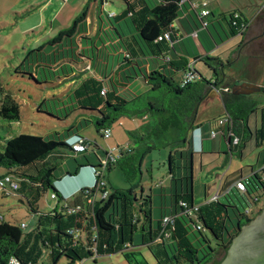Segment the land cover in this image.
<instances>
[{
  "label": "trees",
  "instance_id": "16d2710c",
  "mask_svg": "<svg viewBox=\"0 0 264 264\" xmlns=\"http://www.w3.org/2000/svg\"><path fill=\"white\" fill-rule=\"evenodd\" d=\"M120 1L126 7L124 12L119 16L107 15L106 21L100 16L94 37H89L86 30L87 11L84 10L70 27L31 50L15 70L16 74L42 86L50 84L51 73L60 80L69 78L74 73L73 65L86 59L101 75L93 71L66 98L55 100L54 107L49 105L46 109V101L39 105L38 112L58 121L73 115L78 118L63 132L51 137L22 134L5 141L0 151V168L6 173L0 175V180L10 176L18 188H5L4 193L18 195L21 201L25 199L36 224L27 234L23 224L7 223L0 216V264H10L13 260L20 264H46L45 257L50 264H62L63 260L66 264H79L95 256L117 254H123L133 264L132 260L139 254L134 250L137 234L159 264H220L241 229L262 212L264 184L258 175L244 180L246 191L236 189L225 202L214 199L197 206L194 201L193 152L188 146L190 131L205 125L198 123L200 105L210 99L214 90L219 92L225 117L231 122L229 140L234 148H239L246 130L243 96L234 95L231 87L235 85L227 86V80L222 79L223 71L221 75L217 72V68L229 66L234 70V63L196 56L190 62L196 65L203 61L213 70L216 79L205 80L195 67L199 80L181 86L183 75L180 80L178 75L184 74L190 62L174 61L169 54L177 38L174 25L186 2ZM205 18L200 17L201 25L208 31ZM218 21L226 28L221 42L244 36L250 27L249 20L237 12L220 15ZM166 34L169 39L163 37ZM113 58L114 66L110 69ZM151 61L162 63V69L148 71ZM234 71L248 78L245 70ZM139 79L150 90L137 95L131 86ZM235 107L240 115L235 114ZM20 113L19 103L0 87V119L19 121ZM123 117L147 123L141 133L130 132L138 147L123 148L107 170L120 166L128 176L142 178L144 157L153 151L168 149L166 164L171 186L159 189L156 204L154 190L144 197L143 189L140 198L133 188H112L110 192L106 184H100L102 177L99 176L92 187L64 197L55 187L61 177L75 176L80 169L102 168L101 160L95 164L89 157L93 152L99 159L100 147L96 140L89 138L90 149L74 155L69 142L85 137L83 131L89 127H94L103 137V131L111 129ZM216 120L208 121L211 127L216 122L218 125ZM224 126L218 125L214 130L219 133ZM235 138L239 139L236 146L233 145ZM69 153L74 156L75 170L58 174L61 162L72 158ZM108 154L104 152L105 157ZM78 155H82V160H77ZM49 190L56 196L57 206L49 213H41L39 200ZM105 193H108L106 198ZM131 250L134 251L126 253ZM136 264L140 263L136 261Z\"/></svg>",
  "mask_w": 264,
  "mask_h": 264
},
{
  "label": "rangeland",
  "instance_id": "374dc122",
  "mask_svg": "<svg viewBox=\"0 0 264 264\" xmlns=\"http://www.w3.org/2000/svg\"><path fill=\"white\" fill-rule=\"evenodd\" d=\"M236 9H240L244 15L252 20L264 7L260 0H231ZM125 9L124 3L120 0H0V87L12 95V97L21 106L19 121H5L0 119V151L3 150L5 141L15 138L19 135H33L51 137L56 132H63L67 127L74 124L78 118L73 115L64 121H58L49 117L44 113L38 112V107L42 102L49 109V105L54 107V101L64 99L70 91L77 85L78 79L69 81L68 79L54 78V74L48 77L47 85H36L32 83L28 77L16 74L18 68L26 55L33 49L44 45L50 39L57 36L61 31L70 27L73 21L83 11H87L86 30L89 32V37H94L99 27V12L100 16L106 21L107 15L114 14L119 16ZM253 33L255 36H260L261 39L251 45L250 48L243 52L242 58L255 56L256 59H248L247 63L238 64L236 56H232L234 70H245L252 73L262 69L264 72V8L253 21ZM263 32V33H262ZM262 33V34H261ZM243 38H237L233 41H226L224 44L218 43V46L211 52L210 59H219L223 57L228 60L229 55L225 54L232 45L241 43ZM84 42H82L83 44ZM221 55V56H220ZM241 59L240 61H243ZM115 58L110 60L109 67L114 66ZM193 61V58L191 59ZM206 62H209L206 60ZM226 63V62H225ZM211 65V64H210ZM242 65V66H241ZM196 70L207 81L213 80L215 74L213 70L206 66L201 61L196 63ZM213 67V66H212ZM79 79L84 73V67L73 65ZM93 71L97 72L95 66ZM226 71L224 68H217V72ZM98 75H101L97 72ZM221 77V76H220ZM251 77V76H250ZM62 78V77H61ZM199 80V77H198ZM143 85V82H136L132 88L137 89ZM258 96L264 100V93H258ZM41 106V105H40ZM218 108L215 106L210 109L209 115L215 114ZM134 121L123 117L111 127L112 135L110 139H104L96 132L94 127H89L83 131V134L89 135L97 141L100 152V160L105 159L104 152L111 153L114 148H132L138 147L134 143L135 139L130 135L133 132ZM147 122H142L146 125ZM102 149V150H101ZM104 151V152H103ZM68 152V151H67ZM71 155V153H69ZM118 155V150L115 152ZM72 156V155H71ZM89 157L98 164L93 152H90ZM169 157V150L153 151L151 154L144 157L142 160V178L139 176H128L120 167L115 166L111 171L104 172L105 184L108 191L112 188L130 189L133 188L137 192L139 198L142 195V188H145L144 197L151 195V190L157 189V185L162 184L164 188L171 186V178L168 176L169 167L166 164ZM74 156L63 160L59 166L58 174L66 173L68 165H75ZM77 160H82V155L77 156ZM234 165L245 167L254 165V159L250 155L245 156L244 160H240L237 156L234 158ZM153 172L151 173L150 172ZM6 173V170L0 168V175ZM153 174V175H152ZM152 181V182H151ZM56 187V186H55ZM58 190V188L56 187ZM215 192L214 195L219 193ZM264 204V198H262ZM39 210L41 213H49L57 206V201L51 198V191L42 195L39 200ZM241 211L242 205L239 206ZM264 205L262 206V209ZM0 216L4 217V221L14 225H24L23 231L31 233L36 224L35 216L33 215L28 202L24 199L20 200L17 195H6L0 191ZM134 249L137 253L133 264L138 261L140 264H159L147 246L142 245L140 236L137 234L135 238ZM126 251L131 253L132 251ZM48 259L45 257L46 264ZM62 264H66L63 260ZM79 264H130L123 254H117L107 257H96L87 259Z\"/></svg>",
  "mask_w": 264,
  "mask_h": 264
},
{
  "label": "crops",
  "instance_id": "0c3cea01",
  "mask_svg": "<svg viewBox=\"0 0 264 264\" xmlns=\"http://www.w3.org/2000/svg\"><path fill=\"white\" fill-rule=\"evenodd\" d=\"M195 2L208 3V10L210 11L211 15L205 18L204 21L208 24L209 30L207 31L202 27L199 15L191 10V8H193L191 3L186 2V6L183 8L179 19L174 25L177 38L173 45V49L169 54V56L174 61L187 63L196 56L209 58L211 52L219 47L218 43H220L221 40L225 38L223 31L226 30V28L224 23H221L220 25V22L218 21L219 16L231 12H237L244 15L240 9L235 8V4L231 2V0H195ZM262 9L259 11V13L262 11ZM259 13L256 14L254 19L259 15ZM100 14L101 11L99 12V18ZM254 19H248L250 22V27L244 36H237L225 40L226 42L233 41L237 38H243L241 43L232 45L231 48L225 52V54L228 53L227 55H229L227 61H225L223 57H219L220 60H222L224 63H231L232 56H236L235 61L238 64L243 65L244 63H247L246 61H248V59H256L255 56H244V59L242 58L243 52L247 48H250L253 43L261 39V35L255 36L253 33ZM221 44H224V42H221ZM240 44H244L241 49L238 48ZM241 59H243V61H240ZM76 66L79 68L81 66L84 67V73L79 79L77 76V71L74 70V73L69 78H66L72 82L78 79V83L73 89H75L85 78L93 75V69L91 68L90 62L88 60L85 59L80 61V64ZM162 66V63L158 64L156 61H151L147 67V70L151 71L162 69ZM225 70L226 71L223 72L224 74L222 79L227 80V86L235 85V87H231V91L238 86L244 85L245 83L257 85L262 91L243 96L241 99V103L243 105V115L246 117V130L244 131L242 141H240V146L237 149L230 145L228 124L220 128L219 134L216 138L210 137V131L217 128L218 125L216 122L214 124L215 126L211 127L208 121L214 118H216V121H218L225 117V109L221 103L219 92L214 90L210 94V99L205 104L203 103L200 105L197 117L198 123H205V125L203 127H195L190 131V144L188 146L190 151L193 152V193L194 201L197 206L204 205L214 199H219L220 201L225 202L226 198L236 191L235 185L237 182L251 179L255 175L259 176V171L264 166V100L258 96V93H264V72L262 69L258 71L253 69V72L251 74L249 73V75H247L248 78H246L242 75V73H237L236 71L231 70V66L227 67ZM182 75L183 73L178 75L179 80L182 78ZM213 79L216 78L214 77ZM211 81L213 82V80ZM136 82H143L144 86L133 90L132 86H135ZM132 86V92L136 93L137 95L150 90V88L142 79L135 81ZM215 106L218 108V111H215V114L210 116L209 111ZM236 109H234L235 114L238 112L240 115V111H238V108ZM132 121L135 122L133 126V132L141 133L144 126L141 124V120L133 119ZM142 122L145 123V120H142ZM84 136L93 139L89 135L84 134ZM117 148H120V146ZM99 152L97 153V156L99 155ZM247 155H250L252 160L254 159V161H252L254 162V165H250V167H238L234 165V158L236 156L240 160H244L245 156ZM98 158L100 161L99 156ZM95 164L97 163L95 162ZM75 168V165H68L66 172H72L75 170ZM66 176L67 175L61 177L60 181L56 183L58 191L64 197H70L81 188L92 187L95 183L92 170L88 168L80 169L77 175L71 179H66ZM156 187L157 189L154 190V202L157 204L159 200L157 195L159 194V189L163 186L160 184ZM143 189L145 191L144 187L142 190ZM218 189L220 190L218 195H214L215 192H218Z\"/></svg>",
  "mask_w": 264,
  "mask_h": 264
},
{
  "label": "built area",
  "instance_id": "2783aa9c",
  "mask_svg": "<svg viewBox=\"0 0 264 264\" xmlns=\"http://www.w3.org/2000/svg\"><path fill=\"white\" fill-rule=\"evenodd\" d=\"M66 1V0H64ZM261 2H263L264 4V0H260ZM185 2H189L191 3L192 7L194 10H196L200 17H208L210 15V11L208 10V3L206 2H200L197 3L195 2V0H182L181 4L185 3ZM110 16H114V14H111ZM206 26V24H204ZM165 39H169L168 34L163 36ZM163 37H160L159 39L162 40ZM198 74L195 70V62H190L187 67H186V71L183 74V78L181 80V86H187L195 81L198 80ZM230 120L229 117H224L221 120H219L218 125H226V124H230ZM218 131L216 130H211L210 131V137L211 138H216L218 135ZM112 135V131L110 128H107L103 131V138L104 139H110ZM91 140L87 137H76V139H73L72 142L69 143L70 147L73 150V154H77V153H83L86 152L87 150L90 149V145H91ZM239 144V139L235 138L233 141V145L236 146ZM118 150V155H115V152ZM123 150V148H114L113 151L111 153H109L105 159L102 161V168L100 170H95V169H91L92 170V175L94 178V181L96 182L97 177L101 176L102 180H101V185H105V181L103 180V176L105 175L104 172L107 170L108 165L112 164L115 162V160L118 158V156L120 155L121 151ZM260 173V178L264 184V166L261 168V170L259 171ZM236 189H238L241 192H245L246 191V187H245V183L243 181H239L236 183L235 185ZM5 188H10L12 190H16L18 188V184L16 181H14L10 176L5 177L4 179L0 180V191L4 192ZM108 196V193H105L103 195L104 198H106ZM51 198L53 200L56 199L55 195H51ZM72 212H74V210H71ZM70 213V211H69ZM248 214H250V211H247ZM168 220H165V222H167ZM24 227V226H23ZM10 264H20L18 261L13 260L11 261Z\"/></svg>",
  "mask_w": 264,
  "mask_h": 264
},
{
  "label": "water",
  "instance_id": "95a60500",
  "mask_svg": "<svg viewBox=\"0 0 264 264\" xmlns=\"http://www.w3.org/2000/svg\"><path fill=\"white\" fill-rule=\"evenodd\" d=\"M261 91L259 86L245 83L233 89L232 93L236 96H246ZM72 177L74 176L65 178L71 179ZM220 264H264V208L259 215L241 229Z\"/></svg>",
  "mask_w": 264,
  "mask_h": 264
},
{
  "label": "clouds",
  "instance_id": "9594fccd",
  "mask_svg": "<svg viewBox=\"0 0 264 264\" xmlns=\"http://www.w3.org/2000/svg\"><path fill=\"white\" fill-rule=\"evenodd\" d=\"M72 141H73V140H71L70 142H72ZM70 142H69V143H70Z\"/></svg>",
  "mask_w": 264,
  "mask_h": 264
},
{
  "label": "flooded vegetation",
  "instance_id": "af4514ba",
  "mask_svg": "<svg viewBox=\"0 0 264 264\" xmlns=\"http://www.w3.org/2000/svg\"><path fill=\"white\" fill-rule=\"evenodd\" d=\"M248 49V48H247Z\"/></svg>",
  "mask_w": 264,
  "mask_h": 264
}]
</instances>
